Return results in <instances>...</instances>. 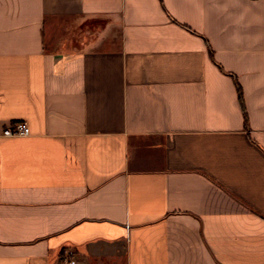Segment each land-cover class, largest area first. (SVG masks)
I'll use <instances>...</instances> for the list:
<instances>
[{
	"label": "crops",
	"instance_id": "crops-1",
	"mask_svg": "<svg viewBox=\"0 0 264 264\" xmlns=\"http://www.w3.org/2000/svg\"><path fill=\"white\" fill-rule=\"evenodd\" d=\"M70 249L264 264V0H0V264Z\"/></svg>",
	"mask_w": 264,
	"mask_h": 264
},
{
	"label": "built area",
	"instance_id": "built-area-1",
	"mask_svg": "<svg viewBox=\"0 0 264 264\" xmlns=\"http://www.w3.org/2000/svg\"><path fill=\"white\" fill-rule=\"evenodd\" d=\"M3 135L10 136H28L30 135V128L25 122H16L6 127L3 130ZM75 252L73 250H67L65 252V261L69 264H76Z\"/></svg>",
	"mask_w": 264,
	"mask_h": 264
},
{
	"label": "trees",
	"instance_id": "trees-1",
	"mask_svg": "<svg viewBox=\"0 0 264 264\" xmlns=\"http://www.w3.org/2000/svg\"><path fill=\"white\" fill-rule=\"evenodd\" d=\"M235 81H236V87H237L239 99H240V102H241V106H242V109L244 111L245 122H247V114H246L244 100H243L242 88H241L240 84L238 83V81L236 79H235Z\"/></svg>",
	"mask_w": 264,
	"mask_h": 264
},
{
	"label": "rangeland",
	"instance_id": "rangeland-1",
	"mask_svg": "<svg viewBox=\"0 0 264 264\" xmlns=\"http://www.w3.org/2000/svg\"><path fill=\"white\" fill-rule=\"evenodd\" d=\"M102 23H103V20H94V21H91L90 27L91 28H98ZM83 39H84V37H83Z\"/></svg>",
	"mask_w": 264,
	"mask_h": 264
}]
</instances>
